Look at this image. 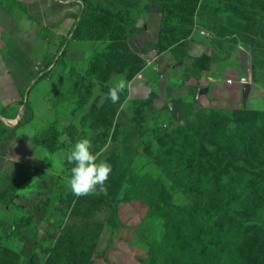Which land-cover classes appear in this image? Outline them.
Returning a JSON list of instances; mask_svg holds the SVG:
<instances>
[{
  "label": "rangeland",
  "instance_id": "374dc122",
  "mask_svg": "<svg viewBox=\"0 0 264 264\" xmlns=\"http://www.w3.org/2000/svg\"><path fill=\"white\" fill-rule=\"evenodd\" d=\"M90 1L104 25L98 39L72 38V19L59 40L54 26L25 19L47 45L37 41L29 51L37 68L26 87L7 89L5 97L0 90V264L3 249L15 264H35L40 256L37 264H45L47 253L72 237L92 264H264V0ZM65 2L82 8L85 0ZM249 3L257 7L250 8L248 30L231 22L228 8ZM25 11H12L16 26ZM190 14L193 26L180 34ZM6 37L0 28V40ZM65 38L66 56L39 78L43 58ZM10 48L2 43V63ZM0 74L17 84L13 74ZM119 78L126 88L112 103L107 93ZM25 101L33 116L18 126ZM81 138L111 165L106 195L77 197L66 186L72 165L61 153ZM202 157L208 162L199 170ZM32 166L35 175L3 202L5 189ZM213 171L220 183L203 180ZM2 221L16 222L21 233L6 237ZM210 233L224 238L202 254ZM232 238L242 241L232 246Z\"/></svg>",
  "mask_w": 264,
  "mask_h": 264
},
{
  "label": "trees",
  "instance_id": "16d2710c",
  "mask_svg": "<svg viewBox=\"0 0 264 264\" xmlns=\"http://www.w3.org/2000/svg\"><path fill=\"white\" fill-rule=\"evenodd\" d=\"M0 3L3 4L8 11H16L18 5H22L26 9L25 4L23 2H20L17 0H0ZM252 7H257V6L252 5L250 3L249 4H240V5L239 4H231L230 7L228 8V9H233L232 14L234 15V18L232 16L230 17L231 22L234 25L241 27L242 29H248V30L251 29L253 27V20H252L253 16L250 12V8H252ZM165 11L167 12V10H165ZM96 14H97V4L95 6H93V4L90 0H85L84 6L81 8L80 13L76 17V23L74 24L73 33H70V34H72V38L98 39V35L102 31V26H104V25H101L95 19ZM193 23H194L193 22V16H192V14H190L182 21V24L178 26V30H179L180 34H182V33L186 34L187 32H190V30L193 26ZM66 40H67V38H65L61 41L60 46L55 53H52L51 55L49 54L45 58H43L45 69H44V72L39 75V78H41L43 76L45 77L48 74V70L50 69L49 67L51 65H53L56 58H57V60H58V58H59V60L64 59V57L66 56L67 51H68V41H66ZM58 51H60V52H58ZM38 72L40 73L41 71H38ZM37 81H38V78L36 79V81L34 83H36ZM23 106H24V112H23V114L20 113L19 120H18V122H16L18 126L28 123L29 121H31L32 116H33V110H32V106L30 105V103L25 101V102H23ZM15 124H13V125H15ZM47 134H48V131L43 130L36 137L37 141L43 142ZM176 137L179 139V135H176ZM183 143H186V145H188L190 143V141H187L184 139V140H182V144ZM233 148L236 149L237 151H240V147H239V144L237 141H235L233 143ZM202 162H203L202 165L197 166V168L199 170L202 167L207 166L208 161L206 162L204 157H202ZM36 170H37L36 167L34 168L32 166V167L25 168L24 170L19 172L16 179L14 180L15 184H11L10 186H8L5 189L4 193L1 196V200H3V202H5V203H8L9 198L12 197L16 193L18 187L24 181L30 180L35 175ZM214 175H215V171H213L210 174H208L207 176H205L203 178V180L209 181L210 184L213 180L220 183L218 172L216 175L217 178L214 179ZM199 184H201V183H199ZM208 188H209V186L206 189L200 187L199 194L200 195H207L205 193V190H208ZM131 190L133 191L134 188H131ZM262 193H263V191L261 192V194ZM261 198H262V201L264 202V194L261 195ZM196 206L197 205H195L194 207L191 206V208L195 209L197 216L201 215V213L198 212ZM209 218H210V216L208 217V219ZM1 230L4 232L6 237H11L12 235H18L21 233V226L18 225L16 222L11 224L9 222L5 223L4 221H2L1 222ZM67 232L69 234H71L69 228H67ZM204 237H206V238L204 240L203 236H202L203 241H202V243L198 249L202 254H205L209 250L208 249L209 245L213 244L216 247L219 244L220 240L224 238V234L210 233L209 235H205ZM79 239L85 240L87 238L85 236H81ZM206 241H208L207 246H206ZM241 241H242L241 239H233L232 238L231 239V245L236 246ZM257 242H258V240L247 242L244 246V250L246 252L254 251L256 249ZM153 245L156 246L157 244L154 243ZM157 248L158 247H155L153 249L156 250ZM3 250L5 252H7L6 256L4 257L5 259L3 260V264H7V263L8 264H15L16 260L12 257L10 251L8 249H3ZM225 252L230 253V251H228V250H226ZM47 254H48V258L46 259L45 264H51V263H55V264H92L91 259L89 257H87L85 254H80V253L76 252L75 244L73 242V237L71 238V240L69 242L66 241V243L63 246H58L56 249L50 250ZM152 254L153 253H150V255H152ZM40 258H41V256L36 260L35 264L38 263ZM153 263H158V260L153 259L152 264ZM201 263H205V262H201ZM18 264H20V263H18Z\"/></svg>",
  "mask_w": 264,
  "mask_h": 264
},
{
  "label": "crops",
  "instance_id": "0c3cea01",
  "mask_svg": "<svg viewBox=\"0 0 264 264\" xmlns=\"http://www.w3.org/2000/svg\"><path fill=\"white\" fill-rule=\"evenodd\" d=\"M17 1L23 2L26 6V11L22 14L24 18H21L18 26L15 25V18L12 11H8L6 7H0V28H3L5 33H7L6 39L0 40V48L2 43L8 44L11 47L5 55L6 59L4 63L0 61V73L13 74L16 76L14 79L15 82H17L16 85H10L11 80L0 74V90H3V97L7 96V89L12 88L14 90H20L30 83L32 79L31 72L35 70L37 66H35V69L32 66L36 56H31L29 51L36 46L37 41L43 42V40H45L43 44L46 42L45 46L47 45L46 39L39 35L32 27L28 26L25 19L34 18L37 27H49L51 29V26H54L53 28L55 29L51 32L53 34V39L55 35L57 37L55 40H59L63 34L64 28L68 25L69 19H72L71 24L73 25L81 9V7L79 8V4L71 5L70 8L67 7L68 4L65 0ZM3 21L6 22L2 23ZM23 21L25 23H23ZM228 83L232 84V82ZM18 97L19 92L18 96L13 98L16 100ZM15 118H17V116L13 117V119ZM5 146H7V148L11 147L9 145Z\"/></svg>",
  "mask_w": 264,
  "mask_h": 264
},
{
  "label": "clouds",
  "instance_id": "9594fccd",
  "mask_svg": "<svg viewBox=\"0 0 264 264\" xmlns=\"http://www.w3.org/2000/svg\"><path fill=\"white\" fill-rule=\"evenodd\" d=\"M126 88V81L119 78L109 88L107 98L112 103H117L120 93ZM92 144L88 138L77 140L67 152L61 156L71 164L70 174L65 177L67 188L74 196H88L107 194L106 181L112 171L111 165L105 160H100L94 154Z\"/></svg>",
  "mask_w": 264,
  "mask_h": 264
},
{
  "label": "water",
  "instance_id": "95a60500",
  "mask_svg": "<svg viewBox=\"0 0 264 264\" xmlns=\"http://www.w3.org/2000/svg\"><path fill=\"white\" fill-rule=\"evenodd\" d=\"M244 56L246 58V54L244 53ZM207 89H205L206 91ZM168 106L170 108V111H171V115L173 117V119H175L176 121H180L181 120V114L179 112V108H178V105L175 101H170L168 102Z\"/></svg>",
  "mask_w": 264,
  "mask_h": 264
},
{
  "label": "built area",
  "instance_id": "2783aa9c",
  "mask_svg": "<svg viewBox=\"0 0 264 264\" xmlns=\"http://www.w3.org/2000/svg\"><path fill=\"white\" fill-rule=\"evenodd\" d=\"M229 81L231 82L232 80H231V79H229Z\"/></svg>",
  "mask_w": 264,
  "mask_h": 264
}]
</instances>
